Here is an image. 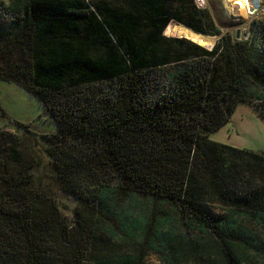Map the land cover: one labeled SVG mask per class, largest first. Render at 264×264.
I'll list each match as a JSON object with an SVG mask.
<instances>
[{
	"label": "trees",
	"instance_id": "trees-1",
	"mask_svg": "<svg viewBox=\"0 0 264 264\" xmlns=\"http://www.w3.org/2000/svg\"><path fill=\"white\" fill-rule=\"evenodd\" d=\"M171 22L220 37L208 49L165 35ZM0 81L53 122L43 153L79 203L63 232L32 179L33 145L0 127V264H142V247L101 253L119 232L171 260L181 243L202 264H244L240 249L259 246L264 153L210 137L238 103L264 119V17L240 39L195 0H0Z\"/></svg>",
	"mask_w": 264,
	"mask_h": 264
},
{
	"label": "rangeland",
	"instance_id": "rangeland-1",
	"mask_svg": "<svg viewBox=\"0 0 264 264\" xmlns=\"http://www.w3.org/2000/svg\"><path fill=\"white\" fill-rule=\"evenodd\" d=\"M249 1L254 6H257V10L249 16L240 18L238 16L239 6L234 3L236 0H206L204 5L195 0L198 6L209 9L221 33L229 32L233 37L238 33L240 39H243V32L248 35L251 33L253 21L264 17V0ZM170 24L175 23L171 22ZM165 35L173 36L170 34ZM216 38L212 45L205 48H212L219 36L217 35ZM0 100L7 116V120L3 119L0 121V127L29 139L31 145H33L32 151L37 164L31 172L32 179L39 189L43 190L49 196V199L56 204L58 217L63 219L64 224L67 226V229L63 232L74 230L75 219L73 210L79 208V203L58 186L55 176L49 167L48 158L43 153L40 135L52 133L55 127L53 122L43 114L42 107L35 98L13 83L0 81ZM13 120L28 124L29 131L25 133L16 128L10 122ZM210 138L231 146L260 150L264 153V119L260 118L249 104L245 102L238 103L229 122L212 133ZM253 231H255L254 235L258 237L256 243L259 246L256 249H249L251 251H248L246 246L240 249L244 264H261L262 261L260 254L261 249L264 247V228L257 225L253 227ZM183 233L193 237H204V234L199 230H195L190 234L185 230ZM108 238L109 240H106L104 246L101 247L103 248L101 253H113L115 256L121 257L132 255L135 257L136 252L139 253V249L142 247L141 251L143 253L141 254L143 255L140 259L143 262L142 264H202V259H198L196 256L199 252L189 253L187 247L181 243L178 246V251L181 250L182 255L179 258L176 256L171 260L166 249L159 247L157 251H152L150 248H146V245L133 242L134 238H130L129 235H125L122 232ZM86 244V248H88L90 245L89 243ZM86 251L88 253V250ZM91 259L90 254H86L82 264H96Z\"/></svg>",
	"mask_w": 264,
	"mask_h": 264
},
{
	"label": "bare ground",
	"instance_id": "bare-ground-1",
	"mask_svg": "<svg viewBox=\"0 0 264 264\" xmlns=\"http://www.w3.org/2000/svg\"><path fill=\"white\" fill-rule=\"evenodd\" d=\"M198 2L204 5L206 3V0H198ZM234 3H236L239 6L238 16H240V18L249 16L250 14H252L257 10V6L256 5L254 6L249 0H236V2ZM165 34H170L173 35L174 37H183L189 39L203 47H209L217 39L216 36L199 35L183 28L180 25L170 24V23L165 28Z\"/></svg>",
	"mask_w": 264,
	"mask_h": 264
},
{
	"label": "water",
	"instance_id": "water-1",
	"mask_svg": "<svg viewBox=\"0 0 264 264\" xmlns=\"http://www.w3.org/2000/svg\"><path fill=\"white\" fill-rule=\"evenodd\" d=\"M214 20V19H213ZM215 22V21H214ZM176 25H180V26H182L183 28H185V29H187V30H189V31H191V32H194V33H196V34H199V35H204V34H201V33H197V32H195V31H193V30H191L190 28H187L186 26H184V25H182V24H179V23H176V22H174ZM216 24V23H215ZM217 25V24H216ZM218 26V25H217ZM220 29V28H219ZM222 29V28H221ZM204 36H207V35H204ZM247 36H248V34L247 33H245V32H243V34H242V38L243 39H245V38H247ZM220 37V36H219ZM235 38H239L238 37V33H236V35H235Z\"/></svg>",
	"mask_w": 264,
	"mask_h": 264
}]
</instances>
